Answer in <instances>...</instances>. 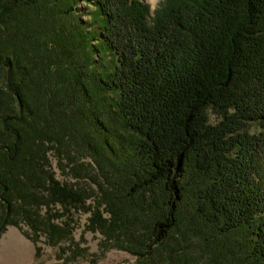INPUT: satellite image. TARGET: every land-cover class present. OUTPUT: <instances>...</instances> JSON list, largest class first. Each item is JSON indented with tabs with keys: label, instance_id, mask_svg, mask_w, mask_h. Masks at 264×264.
<instances>
[{
	"label": "trees",
	"instance_id": "obj_1",
	"mask_svg": "<svg viewBox=\"0 0 264 264\" xmlns=\"http://www.w3.org/2000/svg\"><path fill=\"white\" fill-rule=\"evenodd\" d=\"M78 211L135 264H264V0H0V235L70 260Z\"/></svg>",
	"mask_w": 264,
	"mask_h": 264
},
{
	"label": "rangeland",
	"instance_id": "obj_2",
	"mask_svg": "<svg viewBox=\"0 0 264 264\" xmlns=\"http://www.w3.org/2000/svg\"><path fill=\"white\" fill-rule=\"evenodd\" d=\"M151 9H154L160 0H145ZM81 10V19L88 20L89 18V7H86L83 2H81L78 6ZM209 121L212 123L217 122L218 117L217 115L211 110H207ZM251 130L257 131L259 130L258 127L255 125L250 127ZM53 166L56 172V176L60 179H67L70 181L80 183L86 191L89 193L90 197L87 199V203L96 204L97 202V186L93 183L91 178H78L74 179L71 176L65 177L60 174V172L55 168V161L53 160ZM90 215L89 212H74L72 217L73 221V231H72V238L74 241H77L79 247H86L87 251L81 253V255L77 256L76 258L71 257L70 260H67L66 257L69 254V250H66V253L63 254L62 249L59 248V245L66 246L69 244V240L66 242H62L56 246H49L44 243V237L41 236L38 242L41 245V253L40 255L35 258H31L30 261L20 262L21 264H135V259L132 255L127 253L126 251L119 250L116 248L108 247L107 243L102 242V236L98 232H91L85 229V225L87 223V218ZM24 228V227H23ZM8 232L11 231H19L22 234V231L15 227V226H8ZM6 229V230H7ZM5 230V231H6ZM4 231V232H5ZM3 232V233H4ZM2 233V234H3ZM1 234V235H2ZM0 235V237H1ZM23 235V234H22ZM24 236V235H23ZM28 239V238H27ZM22 242L19 244V247L23 250H26V243L29 242L28 240L20 239ZM102 242V243H101ZM34 245V244H33Z\"/></svg>",
	"mask_w": 264,
	"mask_h": 264
},
{
	"label": "crops",
	"instance_id": "obj_3",
	"mask_svg": "<svg viewBox=\"0 0 264 264\" xmlns=\"http://www.w3.org/2000/svg\"><path fill=\"white\" fill-rule=\"evenodd\" d=\"M7 229L0 237V264H21L20 262L30 261L34 255L33 243L23 236L19 231L8 232ZM30 241L25 242L26 250L19 247V244L23 241L20 239ZM23 243V242H22Z\"/></svg>",
	"mask_w": 264,
	"mask_h": 264
}]
</instances>
